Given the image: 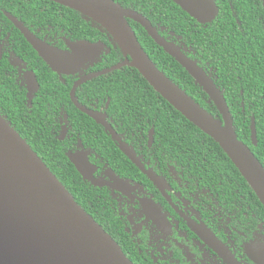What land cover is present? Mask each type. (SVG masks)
Listing matches in <instances>:
<instances>
[{"label":"flooded vegetation","instance_id":"af4514ba","mask_svg":"<svg viewBox=\"0 0 264 264\" xmlns=\"http://www.w3.org/2000/svg\"><path fill=\"white\" fill-rule=\"evenodd\" d=\"M112 1L148 20L159 36L195 62L217 89H226L215 68L218 59L225 56L217 49L209 60L207 55L198 54L185 39V17L178 15L173 22L163 18L161 12H175L174 7L167 2L154 7L153 0ZM127 22L156 68L182 89L185 77L178 66L182 67L157 44L145 42L139 24L130 19ZM16 24L61 53L70 54L71 46L82 42L103 44V49L96 57L83 61L76 72L72 67L55 70L33 49ZM88 28L101 35L87 39ZM189 28L200 32L190 23ZM117 47L101 25L69 7L50 0H0V117L21 137L16 124L26 127L28 118H38L42 110L46 111L48 138L54 140L68 161L69 156H74L85 164L84 171L90 179H83L77 172L83 185L75 190V197L64 188L133 264H264L262 205L232 170L219 169L212 157L201 160L204 156L199 150L187 154L179 148H167L166 141L156 139L157 120L152 108L154 103L162 105L150 89L84 87L90 81L73 89L79 80L98 72L94 66L112 50L116 52L113 64L125 60L130 63ZM124 68L134 70L130 66L121 69ZM135 92L137 95L131 97ZM10 98L17 103L15 106L26 109L20 122L8 117ZM120 100L128 103L125 117L120 112ZM199 102L213 111L214 104L206 93ZM78 106L102 119L143 170L120 150L110 131ZM210 114L221 120L218 111ZM144 171L152 172L157 184Z\"/></svg>","mask_w":264,"mask_h":264},{"label":"water","instance_id":"95a60500","mask_svg":"<svg viewBox=\"0 0 264 264\" xmlns=\"http://www.w3.org/2000/svg\"><path fill=\"white\" fill-rule=\"evenodd\" d=\"M69 7L101 25L131 62L90 74L73 87L118 71L125 66L134 68L148 85L188 122L210 137L225 153L239 174L251 188L264 208V168L251 150L238 140L233 119L221 90L193 61L167 43L141 15L125 10L112 0H50ZM199 24L213 22L218 7L213 0H171ZM264 9V0H260ZM127 19L139 24L148 36L173 58L202 88L213 102L221 120L196 103L186 92L156 68L141 48ZM20 32L39 56L52 69L76 72L83 61L99 55L103 44L82 42L71 46L77 50H91L95 54L80 60H62L60 51L47 46L20 24ZM34 81V80H33ZM35 82V81H34ZM35 85L37 86L36 82ZM72 92V98L74 100ZM96 123L113 134L120 150L138 167L126 145L100 118L82 107ZM152 142V131L149 134ZM252 144H257L254 118L251 119ZM76 171L90 180L85 164L74 156L68 157ZM143 170V168L141 167ZM144 173L157 184V177ZM94 185L97 183L92 182ZM264 258V257H262ZM264 262V260H263ZM0 264H133L116 242L89 216L50 172L37 154L0 117Z\"/></svg>","mask_w":264,"mask_h":264},{"label":"trees","instance_id":"16d2710c","mask_svg":"<svg viewBox=\"0 0 264 264\" xmlns=\"http://www.w3.org/2000/svg\"><path fill=\"white\" fill-rule=\"evenodd\" d=\"M214 1L219 10L218 16L213 22L206 25L198 24L171 0H153V5L160 8L167 2L176 9L175 12H161L163 18L168 19L169 22H173V18H177L178 15L185 17V39L193 45L192 47L198 54L207 55L209 60V56L217 49L221 56H225V58L218 59L215 68L219 82L226 88L220 90H223V96L229 107L236 136L241 142L244 140V144L264 168V9L260 0ZM189 23L192 26H197L196 29H200V32L197 33L190 29ZM139 30L145 42L155 45L142 27H139ZM100 35L97 31L88 28L86 38L92 40L94 36ZM117 48L120 50L119 47ZM115 55L114 50L104 55L102 61L95 65L93 70L101 71L104 67L112 66L116 61ZM178 68L185 77L182 89L196 103H200L199 99L205 93L183 68L179 66ZM130 70L124 68L114 71L88 82L84 87L88 89H141L143 87L150 89L153 97L162 105L157 106L154 103L152 108L153 116L157 120L154 124L156 139L166 141L167 148L169 146L179 148L187 151V154L199 150L204 156L201 157V160L206 157L209 160L212 157L216 160L219 169L228 167L261 206L251 188L221 148L162 99L135 69ZM44 86L50 87L48 83H44ZM47 90L50 91V89ZM136 95L135 92L131 97ZM115 101L114 103H117ZM8 103L11 111L9 114L7 112L4 114H8L10 120L14 118L20 122L26 109L22 106H15L17 103L12 98ZM120 104V112L125 117L128 103H125V100H120ZM201 107L206 109L209 114L217 113L214 106V112L207 109L203 104ZM110 111L112 110L110 109ZM46 118V111L42 110L38 118H28L26 127L23 124H14L17 125V129L21 130V132L17 131L20 132L22 139H26V142L41 157L50 172L75 197V190L83 185V182L73 165L64 156L63 151L55 145L54 140L48 138ZM252 118H254L257 136L255 146L250 139ZM88 120L90 121V119ZM261 208L264 213L263 206Z\"/></svg>","mask_w":264,"mask_h":264},{"label":"snow or ice","instance_id":"6c2138e0","mask_svg":"<svg viewBox=\"0 0 264 264\" xmlns=\"http://www.w3.org/2000/svg\"><path fill=\"white\" fill-rule=\"evenodd\" d=\"M95 53L91 50H77V49H73L72 52L70 54L68 53H63V54H59L60 58L62 60H80L82 58H86L89 56L94 55ZM262 238H264V236H261ZM262 242H264V240H262Z\"/></svg>","mask_w":264,"mask_h":264}]
</instances>
